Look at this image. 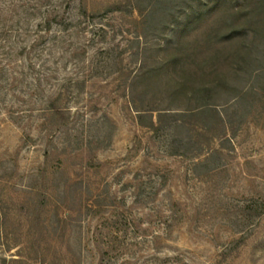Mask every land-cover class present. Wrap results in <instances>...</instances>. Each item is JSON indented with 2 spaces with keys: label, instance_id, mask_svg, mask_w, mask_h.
Returning a JSON list of instances; mask_svg holds the SVG:
<instances>
[{
  "label": "rangeland",
  "instance_id": "obj_1",
  "mask_svg": "<svg viewBox=\"0 0 264 264\" xmlns=\"http://www.w3.org/2000/svg\"><path fill=\"white\" fill-rule=\"evenodd\" d=\"M0 65V264H264V0H0Z\"/></svg>",
  "mask_w": 264,
  "mask_h": 264
},
{
  "label": "trees",
  "instance_id": "obj_2",
  "mask_svg": "<svg viewBox=\"0 0 264 264\" xmlns=\"http://www.w3.org/2000/svg\"><path fill=\"white\" fill-rule=\"evenodd\" d=\"M15 42L16 41H14V43ZM12 43L13 42H10L8 40L7 44H5L4 46H1L2 48H5L7 46V49H9L8 51L4 52L5 55H8V56H5L8 60L9 59L11 60V58H13L12 56L15 55L14 54V48L15 47L13 45H11ZM219 52H220V48L218 47L214 51V56H217ZM37 57H41V56L35 54L34 58L36 59ZM6 67H8V65ZM27 68H29V69H32L33 68V63L31 62V60H29L28 65H27ZM6 70L7 69H5L4 66L0 65V94H1L0 96H1L2 103H3L4 99H5V97L7 96V93L8 92L10 93L11 87H12V91H14L16 89V85L21 82V80H18L17 77L14 76L15 74L18 73L17 71H13L11 73L10 78H9V77H7V76L4 75V73L6 72ZM42 79H43V81H46L45 78H42ZM15 82H16V84H15ZM176 83H177L178 86H180L179 88H183L184 85H185V81L184 80L182 81V79L181 80L178 79L176 81ZM40 84H41V82L37 80L36 86L39 87ZM55 88L57 89L59 87H55ZM216 88H217L216 85L199 84L195 88H193V91L194 92H198V93H203L205 97H207V96L208 97H212L213 95H218V94L220 95V92ZM16 91H19V92L23 93V91H21L20 89H16ZM12 95L14 96V93ZM131 95H133V96H131V97H130V95L128 96V98L130 99L129 102L132 104V107L135 108V110L140 111L138 114H146V112L148 113L150 110H152V109H143L142 106H137L136 105V96H134V93H131ZM16 99H17V102H18V98L15 96V100H13V99L11 100L9 107H11L13 105H16ZM236 99H237L236 96H233L232 97V101L227 104V107L230 108V107L234 106V104H236L235 103L236 102ZM19 101H21V100H19ZM63 109L64 108H62L61 106H54V110H53L54 112L52 114L53 115L54 114L55 115L56 114H62L63 113L62 112ZM145 110H148V111H145ZM13 111H15V110H12V112ZM18 111H19V113L26 112L25 109H19V110H17V112ZM157 111H158L157 112L158 114L156 116L155 121L153 119H150V126L151 127H156V126H158V124L162 123V121L164 120L162 118H164V116L167 114V112H163V110H157ZM183 113H188L191 116H205V119H208L210 117L211 118L212 117H218L220 124L224 122L223 125L226 122V118H224V116L222 114V111L221 110H217L216 106L214 104H211V103H203V104H200V105H198V106H196L194 108H190L188 110H184ZM223 125H222V127H223ZM224 128H225V126H224ZM155 238H156V236H155ZM121 248H124V246L123 247L122 246H119L118 248H115V247L111 246L109 248V250H106V249L101 250V254L99 256V262L97 264H103L104 257L105 256H108L109 255V258L110 259L116 257V254H118V252H121ZM114 251L117 252V253L114 254V255H112V256H110L111 253L114 252ZM175 258L178 259V256L175 257ZM42 261H44V260H42ZM164 261L170 262L171 259H169V258L166 257L165 260H160V262H157L156 264H166V263H164ZM171 263H175V262L172 261ZM50 264H52V263H50Z\"/></svg>",
  "mask_w": 264,
  "mask_h": 264
}]
</instances>
